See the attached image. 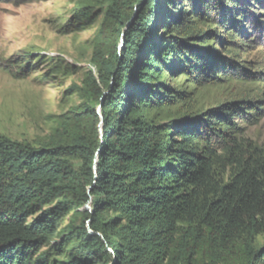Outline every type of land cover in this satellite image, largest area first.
<instances>
[{
	"label": "trees",
	"instance_id": "1",
	"mask_svg": "<svg viewBox=\"0 0 264 264\" xmlns=\"http://www.w3.org/2000/svg\"><path fill=\"white\" fill-rule=\"evenodd\" d=\"M91 1L105 6L81 101L37 143L0 133V264H264V142L247 132L264 76L240 55L264 39V0ZM95 12L75 8L62 32ZM233 80L247 89L198 105Z\"/></svg>",
	"mask_w": 264,
	"mask_h": 264
},
{
	"label": "rangeland",
	"instance_id": "2",
	"mask_svg": "<svg viewBox=\"0 0 264 264\" xmlns=\"http://www.w3.org/2000/svg\"><path fill=\"white\" fill-rule=\"evenodd\" d=\"M172 1L182 3L181 8L185 6V0ZM86 4L96 9L89 21L80 29L62 32L61 27L73 10ZM104 6L105 3L99 7L91 0L0 1L1 134L37 143L52 132L58 114L81 101L76 87L92 68L89 62L92 38ZM253 44L247 51H241V60L264 76V39ZM17 54L29 58V71L25 76L18 65H7L10 57ZM181 79L176 83H182ZM257 83L261 84L253 88L264 90V82ZM243 89L247 88L234 80L203 86L197 93L198 105L209 107L228 101ZM247 132L264 142V116ZM70 219L71 214H68L60 221L52 237L54 242L60 240V229ZM256 242L258 246L264 245V234L258 236Z\"/></svg>",
	"mask_w": 264,
	"mask_h": 264
},
{
	"label": "water",
	"instance_id": "3",
	"mask_svg": "<svg viewBox=\"0 0 264 264\" xmlns=\"http://www.w3.org/2000/svg\"><path fill=\"white\" fill-rule=\"evenodd\" d=\"M137 14L138 13L136 12V15H135L134 19L137 17ZM133 20H132V22L129 23L128 27L131 26V24L133 23ZM124 47H125V38H123L122 44L120 45V50H122ZM101 109H102V103L98 106L97 112L99 113V116L101 118V123L99 125L100 126V133H101V135H103V127H102V125H103V114L101 113ZM94 170H95V173H97V170H98V158L95 159ZM85 209H87L89 211H92V206H91V203L90 202L85 205ZM89 223H90V221H88V225H89ZM89 233L91 235L96 234V235H99L100 237H102V235L100 233L93 232L90 228H89Z\"/></svg>",
	"mask_w": 264,
	"mask_h": 264
}]
</instances>
